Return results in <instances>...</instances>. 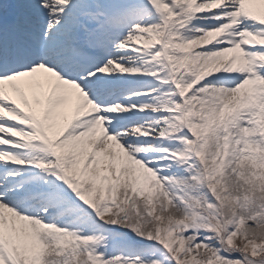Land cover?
Segmentation results:
<instances>
[{
  "label": "snow or ice",
  "instance_id": "1",
  "mask_svg": "<svg viewBox=\"0 0 264 264\" xmlns=\"http://www.w3.org/2000/svg\"><path fill=\"white\" fill-rule=\"evenodd\" d=\"M0 264H264V0H0Z\"/></svg>",
  "mask_w": 264,
  "mask_h": 264
}]
</instances>
